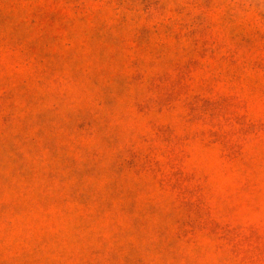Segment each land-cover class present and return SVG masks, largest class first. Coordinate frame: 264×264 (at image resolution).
<instances>
[{"label":"rangeland","instance_id":"374dc122","mask_svg":"<svg viewBox=\"0 0 264 264\" xmlns=\"http://www.w3.org/2000/svg\"><path fill=\"white\" fill-rule=\"evenodd\" d=\"M0 264H264V0H0Z\"/></svg>","mask_w":264,"mask_h":264}]
</instances>
